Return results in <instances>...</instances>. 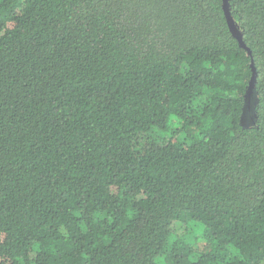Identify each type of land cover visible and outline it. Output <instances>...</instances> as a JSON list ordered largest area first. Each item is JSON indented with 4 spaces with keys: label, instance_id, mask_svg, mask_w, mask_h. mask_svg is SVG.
I'll return each instance as SVG.
<instances>
[{
    "label": "trees",
    "instance_id": "trees-1",
    "mask_svg": "<svg viewBox=\"0 0 264 264\" xmlns=\"http://www.w3.org/2000/svg\"><path fill=\"white\" fill-rule=\"evenodd\" d=\"M227 4L249 50L223 0H0V264H264V0Z\"/></svg>",
    "mask_w": 264,
    "mask_h": 264
},
{
    "label": "water",
    "instance_id": "water-1",
    "mask_svg": "<svg viewBox=\"0 0 264 264\" xmlns=\"http://www.w3.org/2000/svg\"><path fill=\"white\" fill-rule=\"evenodd\" d=\"M222 7L229 29L233 33L234 37L237 39L239 45L244 49L249 50L247 46L244 44L242 40V35L231 17V14L228 9L227 0H223ZM251 69H252V75L243 94L242 110L240 115V123L243 126L255 125L257 120L256 104H257L258 96L255 87L256 70L253 65V62L251 63Z\"/></svg>",
    "mask_w": 264,
    "mask_h": 264
},
{
    "label": "rangeland",
    "instance_id": "rangeland-1",
    "mask_svg": "<svg viewBox=\"0 0 264 264\" xmlns=\"http://www.w3.org/2000/svg\"><path fill=\"white\" fill-rule=\"evenodd\" d=\"M180 126H181V123L179 122V120L176 117H174V116H170L169 117L167 129H174V130H176ZM200 129L201 128L188 127L187 132H188V134L191 137H198L199 134H200ZM180 132H181V134H183L180 138H184L185 137V133L183 132V129L180 128ZM190 225L192 226V230H193V233H194V237H196V239H197V245L200 246V247H202L203 246L202 244L204 242H207L208 245H209L210 244V240L205 235L204 230L201 227V225L199 223H196V222H191Z\"/></svg>",
    "mask_w": 264,
    "mask_h": 264
}]
</instances>
